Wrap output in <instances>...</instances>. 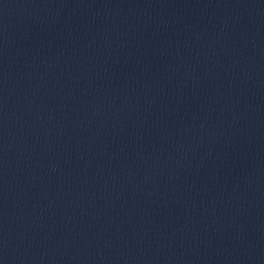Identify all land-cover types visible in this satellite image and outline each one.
<instances>
[{
    "label": "water",
    "instance_id": "95a60500",
    "mask_svg": "<svg viewBox=\"0 0 264 264\" xmlns=\"http://www.w3.org/2000/svg\"><path fill=\"white\" fill-rule=\"evenodd\" d=\"M0 264H264V20L0 85Z\"/></svg>",
    "mask_w": 264,
    "mask_h": 264
}]
</instances>
